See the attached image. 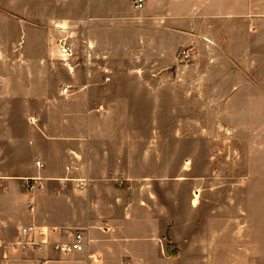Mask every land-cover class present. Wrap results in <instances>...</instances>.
I'll list each match as a JSON object with an SVG mask.
<instances>
[{"label": "crops", "instance_id": "1", "mask_svg": "<svg viewBox=\"0 0 264 264\" xmlns=\"http://www.w3.org/2000/svg\"><path fill=\"white\" fill-rule=\"evenodd\" d=\"M63 4L65 20L57 23L69 27V20L79 27L73 69L61 62L66 69L60 82L72 86L68 95L55 87L53 96L36 100L37 93L51 94L49 88L37 87V76L48 74L52 48L43 38L38 42L43 53L36 55L29 33L34 23H15L11 38L3 37L0 28V264H212V254L221 259L228 249H211L206 237L191 241L189 249H166L169 239L180 246L184 238L172 230L167 235L163 204L153 206L139 196L147 184L131 177L138 170L132 169V149L126 143L148 137L113 131L124 125V117H117L121 112L115 111L116 101L122 102L116 95L131 93L132 79L161 78L157 69L146 67L163 63L165 44L206 46L214 51L208 60L218 62L227 0H144L142 9L135 8V0ZM263 7L254 0L244 6L237 1L230 11L264 15ZM263 20L251 19L255 41L248 47L250 65L245 67L242 57L229 58L242 63L236 69L242 77L264 78L259 59ZM26 178L41 179L43 188L29 191ZM76 179H87L83 190ZM21 185L27 189L22 191ZM24 227L33 228L30 234L37 243L42 232L59 243L80 231L85 247L68 254L51 246L35 248L25 243ZM218 264L227 263L221 259Z\"/></svg>", "mask_w": 264, "mask_h": 264}, {"label": "rangeland", "instance_id": "2", "mask_svg": "<svg viewBox=\"0 0 264 264\" xmlns=\"http://www.w3.org/2000/svg\"><path fill=\"white\" fill-rule=\"evenodd\" d=\"M64 1L0 0L3 37L16 36L15 23H34L29 33L37 56L43 53L38 42L48 39V74L37 76V87L50 92L64 86L60 81L66 67L54 44L60 34L55 25L65 20ZM237 1L242 6L251 2L227 0L229 12L221 21L227 30L218 62L208 60L214 51L206 46L165 44L163 63L146 67L157 69L161 78L132 79L133 91L116 95L122 102L116 101L115 111L121 112L117 117H124V125L113 132L148 137L126 143L132 149V169L138 170L131 177L147 184L139 196L153 206L163 204L167 235L172 230L184 238L180 246L169 239L166 249H189L191 241L206 237L211 249H228L221 256L227 264H264V78L242 77L236 72L242 63L229 61L239 56L245 67L250 65L248 47L255 41L251 19L264 15L231 12ZM254 1L264 6V0ZM67 23L73 42L79 40L77 23ZM183 50L189 51L188 59ZM152 52L150 56L159 59L149 49ZM259 59L264 62V51ZM49 96L52 92L37 93L36 100ZM23 186L22 191L27 189ZM221 259L211 255L212 264Z\"/></svg>", "mask_w": 264, "mask_h": 264}, {"label": "built area", "instance_id": "3", "mask_svg": "<svg viewBox=\"0 0 264 264\" xmlns=\"http://www.w3.org/2000/svg\"><path fill=\"white\" fill-rule=\"evenodd\" d=\"M144 5V0H135V8L142 9ZM55 27L60 32L58 36L54 39V44L57 49L58 56L62 63L68 66L70 69L71 67V60L76 55L74 42L72 35L70 34V28L67 25L62 23H56ZM182 56L184 58H189L190 53L187 50L182 51ZM183 58V59H184ZM72 89L71 85H65L62 88V94L68 95L70 94ZM37 165L42 167L43 164L40 161H37ZM78 181V187L80 190H83L87 185V179H76ZM26 184L29 191L34 192L38 189L43 188V184L41 179L39 178H26ZM33 228L32 227H24L22 229V236L25 239V243L31 244L35 248H43L44 246H51L54 251L68 254L72 251H82L85 247V236L82 232L77 231L72 234V239L70 241H64L59 243H52L49 240L48 232H42L41 235L44 237L41 242H35L33 236H31Z\"/></svg>", "mask_w": 264, "mask_h": 264}]
</instances>
